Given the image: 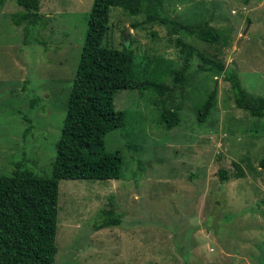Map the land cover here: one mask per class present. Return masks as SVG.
Returning <instances> with one entry per match:
<instances>
[{"label":"rangeland","instance_id":"1","mask_svg":"<svg viewBox=\"0 0 264 264\" xmlns=\"http://www.w3.org/2000/svg\"><path fill=\"white\" fill-rule=\"evenodd\" d=\"M93 0H40L44 23L30 29L11 19L21 7L0 6V175L17 167L48 175L76 73ZM163 16L196 24L208 17L219 42L184 38L209 58L234 67L245 90L264 97V0H159ZM124 32L126 36H124ZM179 35L145 14L109 11L102 45L134 52L138 78L164 81L157 96L123 89L114 106L125 125L105 146L123 155L121 177L59 181L53 264H264V116L237 108L231 84L196 54L186 82L176 84L184 54ZM212 90L205 122L197 109ZM180 117L166 130L164 108ZM221 167L244 177L222 184ZM115 205L118 226L95 229L102 208ZM99 219V218H98Z\"/></svg>","mask_w":264,"mask_h":264},{"label":"trees","instance_id":"2","mask_svg":"<svg viewBox=\"0 0 264 264\" xmlns=\"http://www.w3.org/2000/svg\"><path fill=\"white\" fill-rule=\"evenodd\" d=\"M21 10L14 12V24L24 25V40L28 32L44 23L39 12L40 0H13ZM5 0H0V6ZM119 7L129 16L145 14L146 22H158L170 27L179 35L176 44L185 55L182 68L175 69L176 84L186 82L190 60L195 54L203 71L216 68L230 82L233 101L255 117L264 116V97L248 93L239 80L234 67H225L184 38L202 42H219V31L211 25L213 18L196 23H183L163 16L159 0H93L88 26L81 48L76 73L72 79L66 101L59 139L54 144V158L50 174L44 176L17 167L9 175H0V264H53L57 252L59 181L62 179L109 180L121 177L123 155L118 149L108 150L105 135L125 125L126 114L114 106V95L123 89H143L163 96L170 88L164 81L138 78L135 74L134 52L124 45L121 48L102 45L108 29L109 11ZM216 92L212 90L200 103L196 118L205 122L213 106ZM160 121L166 130L177 126L180 117L172 108H164ZM264 169V154L259 159ZM220 183L230 177L241 178L245 173L238 169L231 173L227 167L217 171ZM99 218V219H98ZM122 215L115 205L98 211L93 222L95 229L118 226Z\"/></svg>","mask_w":264,"mask_h":264},{"label":"water","instance_id":"3","mask_svg":"<svg viewBox=\"0 0 264 264\" xmlns=\"http://www.w3.org/2000/svg\"><path fill=\"white\" fill-rule=\"evenodd\" d=\"M124 36H126V33L124 32Z\"/></svg>","mask_w":264,"mask_h":264}]
</instances>
